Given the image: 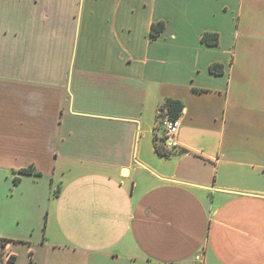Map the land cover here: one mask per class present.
<instances>
[{"label": "crops", "instance_id": "obj_1", "mask_svg": "<svg viewBox=\"0 0 264 264\" xmlns=\"http://www.w3.org/2000/svg\"><path fill=\"white\" fill-rule=\"evenodd\" d=\"M24 168L59 184L3 264H264V0H0V169Z\"/></svg>", "mask_w": 264, "mask_h": 264}, {"label": "rangeland", "instance_id": "obj_2", "mask_svg": "<svg viewBox=\"0 0 264 264\" xmlns=\"http://www.w3.org/2000/svg\"><path fill=\"white\" fill-rule=\"evenodd\" d=\"M21 177V181L15 182L12 170L0 169V237L3 238L25 240L39 236L46 220L49 199L59 184L57 174L53 175L52 183L47 176L39 178L31 174ZM18 252L24 260L25 250L19 248ZM3 253L1 247V260Z\"/></svg>", "mask_w": 264, "mask_h": 264}, {"label": "trees", "instance_id": "obj_3", "mask_svg": "<svg viewBox=\"0 0 264 264\" xmlns=\"http://www.w3.org/2000/svg\"><path fill=\"white\" fill-rule=\"evenodd\" d=\"M163 28H164V22L163 21H160L156 24H152L151 31H150V37L155 38L163 30ZM202 40L209 45L216 44L218 42L217 34L205 33L202 37ZM209 70L211 73H214V74H220L223 71L222 65L219 63L211 64L209 66ZM165 105H167L169 107L171 116L173 118L179 117L181 110H182V107H183L182 102L180 100L167 99L165 101ZM155 149H156V152L161 156H167L168 155V151L164 147L162 148L161 144L156 143ZM19 173H21V174H32V169H27V168L20 169ZM14 181L15 182L18 181V178L15 177ZM7 241H8L7 239L0 237V248L3 247ZM12 259H13V256L11 255L9 257V262H11ZM1 262H2V260L0 259V264H1Z\"/></svg>", "mask_w": 264, "mask_h": 264}, {"label": "built area", "instance_id": "obj_4", "mask_svg": "<svg viewBox=\"0 0 264 264\" xmlns=\"http://www.w3.org/2000/svg\"><path fill=\"white\" fill-rule=\"evenodd\" d=\"M156 123L165 149H173L178 144L180 120L171 116L169 107L161 103L156 111Z\"/></svg>", "mask_w": 264, "mask_h": 264}]
</instances>
